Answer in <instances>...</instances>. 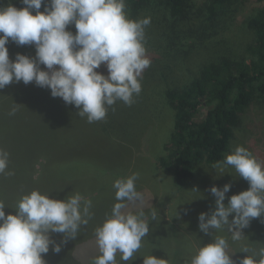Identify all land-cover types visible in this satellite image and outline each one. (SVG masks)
Wrapping results in <instances>:
<instances>
[{
    "label": "trees",
    "instance_id": "1",
    "mask_svg": "<svg viewBox=\"0 0 264 264\" xmlns=\"http://www.w3.org/2000/svg\"><path fill=\"white\" fill-rule=\"evenodd\" d=\"M236 1L201 0L196 4L192 0H125L130 19L150 18L144 46L150 51L146 55L151 63L142 73L141 92L134 97L135 102L128 106L116 101L108 108L106 118L94 124L95 134L116 147L111 156L126 171L130 163L122 158L121 151L124 149L126 155H131L129 148L142 144L151 132L149 138L155 139L152 143L158 149L154 152L156 148H151L148 141V153L160 168L172 174L174 186L184 189L195 179L201 165L214 166L225 159L242 113L252 103L264 102V6L244 22L249 40L233 44L222 35L227 29L228 10ZM8 2L18 9L24 7L21 0H0V3ZM40 10L43 11V5ZM69 29L75 33L73 25ZM6 47L10 60L16 53L35 55L32 45L18 46L10 41ZM97 71L107 74L103 66ZM13 110L14 114L10 115ZM76 113L73 105L52 97L49 89L38 87L34 82L27 85L14 82L0 89V148L9 153L6 171L15 173L0 175V201L8 202L10 193L17 202L28 191L50 193L42 187L46 175L66 162L63 161L66 154L67 159L75 154H70L68 137L74 128ZM55 120L57 134L50 132ZM41 129L40 136L32 132ZM86 152L76 151L78 157L84 153L90 155ZM93 153L98 157V151ZM64 174L72 176L73 172ZM116 174L112 176L118 179L123 171ZM95 180L99 184L100 178ZM9 187L11 192L7 194ZM77 188L80 189L75 187L65 194L54 190L53 198L64 199L78 192L89 199L92 191H103L100 187L84 193ZM14 209L4 211L14 214ZM242 232L240 246L234 248L230 241L227 247L228 254L234 253L236 264L246 255L242 249L247 248V254L254 255L264 248L263 217L251 219ZM217 234L222 236L224 232ZM173 235L171 231L170 240L176 241L178 238ZM181 242L178 255L184 256L173 260L168 255V264H188L186 261L191 256L186 259V246ZM89 257L79 256L81 261L86 258L88 261ZM48 264L68 262L53 259Z\"/></svg>",
    "mask_w": 264,
    "mask_h": 264
},
{
    "label": "clouds",
    "instance_id": "2",
    "mask_svg": "<svg viewBox=\"0 0 264 264\" xmlns=\"http://www.w3.org/2000/svg\"><path fill=\"white\" fill-rule=\"evenodd\" d=\"M24 7L10 2L0 3V89L10 83L34 82L50 90L52 97L77 109V115L88 123L106 118L108 108L122 101L131 106L141 92L143 71L150 66L146 55L145 28L150 18L130 19L125 0H21ZM43 5V11L41 7ZM73 25L75 33L69 29ZM32 45L35 55L16 53L9 58L6 45ZM41 65L44 67L41 68ZM104 66L107 74L97 69ZM13 110L10 115L14 114ZM9 153L0 148V175L6 171ZM230 166L248 182L247 190L228 197L231 185H213L215 207L198 215V228L212 237L201 245L188 264H236L226 251L228 243L222 236L213 237L212 230L227 226L233 240H240L242 229L251 219L264 217V161L248 149L236 146L214 168ZM138 174L116 179L113 183L116 201L103 222L95 228L98 255L91 264H119L134 260L149 233V221L142 208L135 212L130 204L143 201L136 189ZM0 201V264H45L43 255L61 251V244L76 239L82 225L92 218V201L80 193L64 199L50 198L32 190L18 200L14 214H6ZM231 216V220L229 217ZM156 219L153 212L152 220ZM51 233L62 234L60 244ZM246 253L239 264H264V248L257 254ZM119 255V261L117 260ZM258 257V258H257ZM142 264H168L152 254Z\"/></svg>",
    "mask_w": 264,
    "mask_h": 264
},
{
    "label": "rangeland",
    "instance_id": "3",
    "mask_svg": "<svg viewBox=\"0 0 264 264\" xmlns=\"http://www.w3.org/2000/svg\"><path fill=\"white\" fill-rule=\"evenodd\" d=\"M200 1L192 0L196 4ZM262 6H264V1H236L228 10V18L225 26L227 29L222 36L233 44L234 41H248L250 35L244 22L246 18L255 15L257 10ZM218 37L220 38V36L216 38L218 39ZM149 52V49L146 48V54ZM181 80L183 84L182 77ZM56 121H53L52 124L54 125L50 128V132L57 134L58 128ZM96 122L88 123L86 117L82 118L78 115L75 117V124L73 123L74 128L68 137V147L70 148V152L72 151L70 154H73V152L75 154L70 159H67L69 155L66 154L63 160L66 162L63 165H59L56 170L53 168V171H51L52 174L50 173L49 176L46 175V182L42 184V187H45V191L50 192V198L54 197V190L58 194H65L69 191L72 192V188L75 187H79L80 189H77L84 193H89L87 192L88 189V191H92V189L100 187V190L103 191H92L93 194L89 199L92 201L90 211L93 215L87 225L81 226L77 238L74 240L69 239L67 242L61 244V251L59 253L53 252L50 247L49 252L43 255L45 264H48L53 259L56 261L65 260L68 264H91V260L95 257L93 255L98 252L95 242V228L103 222L106 215L110 213L113 204L117 202L115 198L116 190L113 188V183L117 178L115 179L116 176L114 177L112 175H117L116 173L121 171H123V174L118 175V179L134 173L138 174V179L135 184L137 191L143 196V201L139 204H130V210L135 212L138 208L149 207L143 209V211L147 219L148 217L151 218V220H148V236L143 239L141 248L134 255V260L128 261L127 264H141L140 260H143V257L149 254L157 258L165 259L168 263L170 260L168 255H171L170 257L173 260L177 257L181 258L184 256L178 255L181 241L186 246L187 259L189 256L192 257L195 254L198 247L204 243H210L212 237L205 235L198 228V215L201 212H210L215 207V197L210 193L209 189L213 185L222 188L224 184H230L231 188L226 193V199L224 201L225 205H227L228 197L247 190L249 187L248 182L241 178L230 166L214 168L213 166L201 165L200 168H197L196 172L198 173L192 182L184 189L176 188L173 183L172 174L160 168L156 163V159L148 153V141L152 144L151 148H156L153 144L155 139L149 138L151 132L148 138L143 139L144 142L142 141V144L136 148H129L131 155H126L124 149L121 151L122 158L129 160L130 163L129 170L126 171L123 168L124 166L115 160L116 157L111 156L114 154L113 151H117L116 147L112 145L113 143L109 144L107 140L95 134L97 133L96 124H94ZM165 124L168 125L169 122L167 121ZM32 132L40 136L42 129L39 131L32 130ZM236 146L245 147L258 160L264 161V102H254L242 113L241 123L234 132V138L229 144L227 154ZM83 150L84 152L87 151L90 155L86 156L84 153L78 157L76 151L83 152ZM141 150H143V153H141ZM96 151H98V157L93 153ZM50 159H47L48 163L52 162ZM57 159L59 158L57 157ZM70 165L73 166L70 167ZM92 165H94V168H89ZM109 170L113 174L108 172ZM67 171L73 172L72 176L64 174ZM96 177L100 178V187L95 180ZM26 187L30 189L28 185ZM7 191L6 193L9 194L11 187L7 188ZM8 196V202L4 201L6 206L5 210L11 212L12 207L16 206L17 200L11 198V193ZM83 197L88 199L85 196ZM153 212L156 214L155 220H152ZM229 219L231 220V216ZM171 231L174 233L173 236L178 238L176 241L175 239L170 240ZM214 232L213 237L220 236L217 233L224 232L221 235H226L227 237L224 238L227 243L231 241L234 248L239 247L241 239L243 240V237L240 240H233L231 233L227 230V226L222 230H215ZM50 235L57 244L61 243L62 234L51 233ZM175 244L176 246H173ZM174 247L176 248L174 249ZM227 252L229 253V251ZM87 255H90L88 261L87 258L85 261L80 260L79 256L83 259ZM231 256V259L234 261L236 259L234 253ZM117 260L119 261V255H117ZM186 263L188 262L186 261ZM119 264H125V262L119 261Z\"/></svg>",
    "mask_w": 264,
    "mask_h": 264
}]
</instances>
